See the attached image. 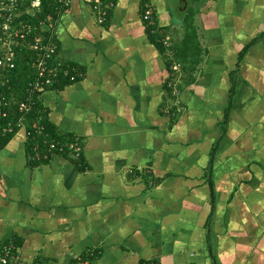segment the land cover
<instances>
[{"label": "crops", "instance_id": "0c3cea01", "mask_svg": "<svg viewBox=\"0 0 264 264\" xmlns=\"http://www.w3.org/2000/svg\"><path fill=\"white\" fill-rule=\"evenodd\" d=\"M151 2L177 57L142 0L103 25L85 0L61 15L57 60L79 80L41 98L83 166L31 162L23 128L0 148L11 264H264V0Z\"/></svg>", "mask_w": 264, "mask_h": 264}, {"label": "built area", "instance_id": "2783aa9c", "mask_svg": "<svg viewBox=\"0 0 264 264\" xmlns=\"http://www.w3.org/2000/svg\"><path fill=\"white\" fill-rule=\"evenodd\" d=\"M90 4L98 24H105L108 19V8L112 1L85 0ZM55 21L52 25L47 19H41L44 8L41 0H0V116L7 118L13 106L22 115L19 125L24 124L34 108L36 94H44L59 81L61 75L76 73L70 63L57 60L58 44L56 41L58 19L71 4V0H52ZM153 7L146 6L144 21L157 33L158 38L169 50L171 46L170 33L166 34L152 17ZM28 66L34 78L24 88V99L18 100L12 85V75L20 66V70ZM177 67H173L176 70ZM74 77H72L73 79ZM13 126L8 124L4 134L11 132ZM42 127L38 128L41 134ZM54 144H51V148ZM71 147H73L71 145ZM63 151V148L60 149ZM46 158V156H45ZM12 246L4 245L0 254V264H10ZM148 264H155L150 261Z\"/></svg>", "mask_w": 264, "mask_h": 264}, {"label": "trees", "instance_id": "16d2710c", "mask_svg": "<svg viewBox=\"0 0 264 264\" xmlns=\"http://www.w3.org/2000/svg\"><path fill=\"white\" fill-rule=\"evenodd\" d=\"M109 1H112V5L108 8V16L110 17L111 11L116 5V0H108V2ZM41 4L43 5V8H44L43 12L40 15L41 19H47L49 21V24L52 25L56 18V15L54 14L52 0H41ZM147 5L148 6L151 5L153 7L152 17H153V20L156 22V25H158L159 22L157 21V13L154 10V6L152 5L151 0H142L141 18L143 22L146 24L147 32L151 36L152 40L156 43L158 47L161 48L162 52L166 53L167 58L177 57V55L179 56L180 53L178 52L177 54L176 51L174 50V47L172 48V42H171V46L169 47L170 49L168 50L164 46L162 41L158 38L157 33L156 32L153 33L152 28L148 26V24L144 21L143 15L146 11ZM60 20H61V17L58 19L57 29H58V26L60 25ZM161 29L164 31V33L166 34L169 33V31L165 30L163 27H161ZM188 30L189 32L187 33L184 39V42H183V45H184L183 53L185 52V49H187L186 48L187 44L191 45L189 47V50L194 48L193 40L195 38V32H194L192 25L188 27ZM168 64H169V68H171L172 63L171 64L168 63ZM24 65L25 67H23L22 70H20V66H21L20 65L17 71L13 73L12 78H11L16 97L19 101L24 99V96H25L24 88L26 84L28 82H31L34 78L33 72L28 70V66L25 63ZM71 65L74 68H76L74 64H71ZM72 77L74 78L72 79ZM78 80H79L78 73L70 72L68 76L61 75L59 77V81L55 83L53 87L50 88L49 90L60 89L63 86L76 82ZM42 95H40L39 93L35 95L36 98L34 102L33 111L28 116H25L23 125L18 124V122H20V118L22 115L17 110V104L13 105L16 107L12 108L7 118H2L0 116V148H2L15 134H17V132L21 128H23L27 135L28 151H29L30 156L33 158L31 159V162L37 165H40V164L50 161L54 156H58V157H64L66 159H70V161L72 162L74 161L73 163L82 167L83 160L81 157L79 141L77 139H73L65 135H60L55 132V130L53 129V127L49 124L47 120V116L45 113L46 110L43 106V102L41 98ZM9 123L11 126H13V129L11 132L4 134L3 131L8 126ZM40 126L42 127V132L41 134H38V128ZM51 144H54L53 148H51ZM71 145L73 147H71ZM61 148H63V151H60ZM5 245H11V244H5ZM2 247L0 249V254L2 251ZM12 253H13V250H12ZM34 264H37V263H34ZM74 264H78V262Z\"/></svg>", "mask_w": 264, "mask_h": 264}, {"label": "rangeland", "instance_id": "374dc122", "mask_svg": "<svg viewBox=\"0 0 264 264\" xmlns=\"http://www.w3.org/2000/svg\"><path fill=\"white\" fill-rule=\"evenodd\" d=\"M168 1H171V0H168ZM180 5L178 4V5H174V7H175V12H178L179 13V7ZM167 8L169 9V10H171V8L169 7V5L167 4ZM171 42H173V39H171ZM178 63V62H177ZM178 69H180V68H178Z\"/></svg>", "mask_w": 264, "mask_h": 264}, {"label": "water", "instance_id": "95a60500", "mask_svg": "<svg viewBox=\"0 0 264 264\" xmlns=\"http://www.w3.org/2000/svg\"><path fill=\"white\" fill-rule=\"evenodd\" d=\"M172 1V0H171Z\"/></svg>", "mask_w": 264, "mask_h": 264}]
</instances>
